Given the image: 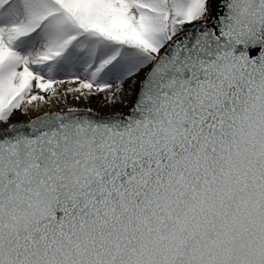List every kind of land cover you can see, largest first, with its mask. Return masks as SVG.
<instances>
[{
	"label": "snow or ice",
	"instance_id": "6c2138e0",
	"mask_svg": "<svg viewBox=\"0 0 264 264\" xmlns=\"http://www.w3.org/2000/svg\"><path fill=\"white\" fill-rule=\"evenodd\" d=\"M0 264H264V0H0Z\"/></svg>",
	"mask_w": 264,
	"mask_h": 264
}]
</instances>
